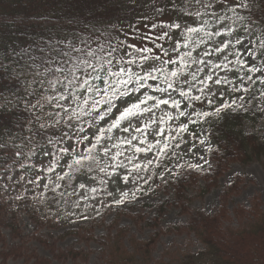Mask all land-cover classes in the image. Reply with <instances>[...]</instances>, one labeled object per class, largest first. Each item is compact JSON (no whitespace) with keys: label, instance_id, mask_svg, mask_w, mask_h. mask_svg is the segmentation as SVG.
<instances>
[{"label":"trees","instance_id":"16d2710c","mask_svg":"<svg viewBox=\"0 0 264 264\" xmlns=\"http://www.w3.org/2000/svg\"><path fill=\"white\" fill-rule=\"evenodd\" d=\"M202 3H210L211 6L202 7L196 3V0H0V224L5 222L14 230L18 229L15 215H12V219L8 222L6 218H2L5 198L1 193L11 181L12 166H23L29 161L31 153L43 145L48 146L49 150L48 164H44L45 168H54L60 159L65 160L63 170L57 172L53 181L50 177L46 178L40 196L35 186L32 191L22 192L20 196L15 197L21 208L37 222L38 210L31 204L33 196L44 199L53 208L58 207V203L63 200L68 181L77 171L76 167H68L72 163V154L63 153L61 149L68 147V142H71L75 152L81 142L85 149L90 146L82 140L86 134L85 128L90 127L95 131L97 126H107L105 121L93 120L92 116H81L78 120L73 118L69 122L68 117L72 115V111L68 105H64L65 109H68L66 115L55 106L56 101L45 102L44 97L55 95V91L49 89L46 82L43 85L40 83V79L43 78H34L29 70L32 63L30 57L39 55L40 47H46L50 43L64 41L66 45L72 40L78 44L76 38L91 37L93 48L98 41L105 45L106 50H110L107 49V41H111L113 47L123 41L125 47L119 48L114 56L117 60L123 56L124 62L135 58L134 48L127 47L128 45L135 43L136 47H150L154 52L157 51V44L162 45L176 60L171 67L179 68L180 61L176 59V54L171 52V46H167L166 39H157L160 36L156 34L158 27H151L153 23H165L162 15L169 16L174 23H179L181 26L191 27H198L203 21H207L206 27H208L214 25L218 17H231L223 21L229 23L237 34L243 33L245 27L253 24L258 26L254 36L255 41L260 42V39L264 38V0H235V2L229 0L227 4H223L222 0H202ZM240 3L248 6L236 7ZM229 8H235L236 13L243 19L238 20L228 10ZM197 10L201 13V17H191L190 14ZM194 19L196 23H193ZM143 25L150 28L149 32L142 31ZM184 28H170V32L177 33V36H174V33L170 36L182 41L184 37L181 33ZM200 35L202 36L203 33ZM147 36L152 38H142ZM180 48L183 52L193 50L191 44L185 47L181 43ZM125 52L128 54L125 55ZM128 67L143 74L141 67L136 64H130ZM143 70H149V66L145 64ZM245 70L247 72L248 68ZM241 71L243 67L237 63L232 75V78L237 80V84L230 81L223 85L221 92L212 93L216 96L217 106L222 100L231 102L235 96L243 97V109L225 110L220 118L212 117L205 120L191 115L187 116V121L179 119L176 125L187 124V130L178 131V126H168L165 132L167 133L168 129L171 131L167 134L166 140L158 144L156 153L150 156L152 163L147 162L143 165V172L136 187L158 186L165 192H170L156 205L158 215L170 205L188 206L186 202L192 198V195L186 194L185 191L189 186L196 185L202 191L208 190L217 184L218 176L234 161L246 163L260 160L264 156V133L245 129L246 124L255 125L264 121V96L261 95L264 92V84L258 80L253 83L245 79V84L241 87L238 83L241 79ZM186 74L185 67L181 77L184 78ZM248 74L255 79L253 73ZM156 83L161 81L157 80ZM179 86L185 89L187 87L182 83ZM233 88L239 91L233 92ZM244 88L248 91L245 92ZM148 91L150 94L160 95L154 88ZM170 94L173 98L180 99L174 91ZM191 95H200V92L196 89ZM38 100L43 104L42 108L36 107ZM197 102H201V105L198 106ZM124 106L120 105L121 108ZM103 107L105 106L101 105L100 108L95 109L93 116ZM168 107L171 106L164 109ZM211 108L212 105L204 100L189 103V113L210 111ZM48 113L52 114L50 118L47 116ZM154 113L153 120L158 114L156 109ZM106 121L110 122L108 119ZM80 128L84 131L80 132ZM186 135L190 138V146L202 139L208 140L207 155L212 162L211 167L191 169L181 175L164 177L167 166L175 158L184 155L182 148L176 147L186 140ZM90 137L92 138V132ZM165 143L168 144L167 148L163 147ZM172 154H175L174 157L169 158ZM60 176L64 178L58 179ZM199 180L204 183L200 184ZM236 185L233 182L229 185V189L233 190ZM17 187H20V184ZM170 187L174 188L173 191ZM9 211L13 213L14 209ZM232 213L238 218L239 226L226 225L232 221L233 216L230 215L227 203L222 202L218 211L213 214L197 211L191 214L187 223H178L168 228L173 232H192L202 245L198 252L189 254L187 261L182 264H264V210L261 208V203L253 200L249 207H236ZM77 234L83 236L79 231ZM155 236L157 233L148 240L131 238L129 249L124 246L121 233L109 236L103 264H170L162 259L151 260V247L155 242ZM71 253L74 259L81 258L85 261L89 257V254L83 251L78 254L71 250ZM61 255L65 257L66 254L60 251Z\"/></svg>","mask_w":264,"mask_h":264},{"label":"rangeland","instance_id":"374dc122","mask_svg":"<svg viewBox=\"0 0 264 264\" xmlns=\"http://www.w3.org/2000/svg\"><path fill=\"white\" fill-rule=\"evenodd\" d=\"M223 2V0H222ZM191 6V5H190ZM195 12H192L194 14ZM191 17H194L192 15ZM192 19V18H191ZM162 20L165 23H159L157 33L162 35L164 31L170 32L167 25L174 23L168 16L162 15ZM214 25L206 27L207 31L220 30L225 40H231L233 47L224 50L223 53H216L212 51V47L219 46L220 37H213V40L208 44H201L199 49L192 46L193 58L211 60L212 64L221 65L220 68H205L204 71L197 73L198 79H203L207 74H213L214 79L217 77H226L228 81H233L237 84V80L233 77L234 67L236 63L235 52L239 49L235 45L233 36H228L224 29L232 28L229 23L223 20L215 19ZM223 25V29L221 28ZM184 25L181 28H184ZM249 32L238 34L245 38V41H252L249 45L253 49H258L259 41L255 40V33L258 26H249ZM142 31L149 32L150 28L143 25ZM162 29V30H161ZM234 33H236L234 29ZM177 36V33H174ZM176 37H172V41L166 37L167 46L172 48V42ZM264 39V38H261ZM260 39V40H261ZM205 51L211 52L210 57H204ZM227 56V61L224 57ZM241 59H248V56L241 50ZM256 66L259 67L262 58L257 51L255 57ZM231 62V63H229ZM228 63V67L223 65ZM181 66V64H179ZM187 74L184 78H189V73L196 71L197 67H204L203 65H196L191 63L185 66ZM240 67L249 68L250 65L245 64ZM244 72L241 71L238 83L245 84ZM256 76V73H253ZM232 78V79H231ZM181 79H183L181 77ZM150 83H153L150 81ZM208 87L212 92H221L223 85H215L212 81H206ZM192 92L198 90L202 85L196 81H191L188 86H192ZM207 90V89H206ZM173 92V90H170ZM191 92V93H192ZM177 97L179 93L174 91ZM167 98V97H165ZM240 98V97H239ZM235 96L237 104H241L240 100ZM176 99V98H175ZM180 99H182L180 97ZM185 103L181 104L179 109H174L171 104L167 106L161 105V108L156 109L158 112L155 121L159 122L163 118V123L151 126L146 132L145 137L133 141L134 144L147 148L149 144L154 145L151 151L135 152L130 145L119 144L118 149H113V152L121 151L123 156L117 158L116 161L110 162L109 157H103L101 167H105L110 163L115 166L116 164L123 163V166L118 168L115 172L111 167H107L106 172H100L98 168H93L92 171H87L84 168L77 170L72 178L68 181L66 191L64 192L62 202L58 203V207H51L44 199L36 198V195L31 199V204L37 208L38 221H33L29 213L21 208L16 196H20L22 192L32 191L33 187L37 186L38 196L41 195V190L45 186L47 177L53 181L57 172H61L64 168L65 160L60 159L57 166L52 168L49 172L44 164H48L49 150L48 146L43 145L37 147L29 156L27 161L21 167L12 166L11 181H9L6 190L1 194L5 200L2 211V218H6V222L12 219L15 215L18 229L14 230L11 225L3 222L0 224V264H103L108 248L109 236H114L121 233V238L124 246L130 248V239L148 240L151 236H155V242L151 247V260L158 261L160 259L170 262V264H182L187 261L188 255L198 252L202 245L197 237L192 232H173L168 230L172 225L178 223H187L191 214L201 211L207 214H213L218 211L222 202L227 203V208L233 219L226 225L239 226L240 222L234 216L233 209L236 207H249L253 200H258L261 203V208L264 210V156L260 160H253L250 162L234 161L229 168L225 170L217 178V184L211 186L208 190L202 191L198 186L188 187L185 191L186 194L192 195V198L186 202L185 207L170 205L158 215V208L156 205L165 199L170 192L162 187H136L138 185L139 177L143 172V165H145L157 151L156 141L163 143L166 140L167 133L165 129L168 126H174L178 123L179 119L187 121V116H179L180 111L189 113L188 107ZM198 106L201 102H197ZM164 109V110H162ZM160 110V111H159ZM170 113L172 119H168L167 114ZM48 118L52 116L51 113L47 114ZM152 118V117H151ZM108 118L106 117V120ZM147 119V116L143 118ZM136 124V121H133ZM178 126V125H176ZM91 129V131H90ZM247 131H254L260 134L264 133V121L258 122L255 125L246 124ZM160 131L159 135L154 132ZM92 128H85V135L91 139L90 134ZM203 132V131H202ZM152 133V135H151ZM84 135V136H85ZM113 139L108 142V147L111 148L112 144H117L119 141L117 137L123 139L124 137L131 138L132 135H138L134 131L130 133H123L122 131L113 130L111 134ZM155 136V138H154ZM203 142V143H202ZM159 143V144H160ZM190 138L186 135V140L180 143L176 148H182L185 152L181 158H175L173 162L167 166L163 176L168 175H181L191 169H202L211 167L212 162L207 155L209 142L207 139H202L194 145L190 146ZM69 144V142H68ZM79 145L77 152L83 153V145ZM173 146V144H172ZM96 154L95 151L93 153ZM103 156L102 153H100ZM175 154L169 156L174 157ZM131 162L129 161V158ZM133 164H138L140 167L134 168ZM189 165H199L200 167L194 168ZM8 171V170H6ZM20 171V172H19ZM127 175L128 179L123 177ZM17 178V180H14ZM235 182L236 187L233 190L229 189V185ZM84 183L85 187L80 188L79 184ZM199 183H204L199 180ZM20 184V187H17ZM95 189V191H92ZM173 187L170 190L173 191ZM129 193L128 197L124 199V203L116 204L114 201L121 198V193ZM42 201V202H41ZM14 209V212L9 210ZM8 218V220H7ZM246 221V220H245ZM42 222V223H41ZM225 225V226H226ZM111 228V231L109 232ZM15 231V232H14ZM78 231L83 234L80 236ZM124 235V237H123ZM71 250L75 253L81 251L89 254L87 260L81 258L74 259ZM60 251L66 255L60 256ZM80 257V256H79Z\"/></svg>","mask_w":264,"mask_h":264},{"label":"snow or ice","instance_id":"6c2138e0","mask_svg":"<svg viewBox=\"0 0 264 264\" xmlns=\"http://www.w3.org/2000/svg\"><path fill=\"white\" fill-rule=\"evenodd\" d=\"M235 2V0H232ZM197 4L202 7H210L209 4H203L202 0H196ZM229 3V0H223V4ZM223 4H218V6H223ZM247 4L240 3L236 7H247ZM229 11L233 13L238 20H242L237 13L235 8H229ZM195 17H201V13L197 10L194 14ZM231 19V17H218V20ZM196 23V20H193ZM207 21H203L198 27L185 26L184 31L181 33L184 39L181 41L179 39L172 42L171 52L176 54V59L180 61L181 67L172 68L171 65L175 64L176 60L172 58L169 51L163 48L162 45L157 44V51H153L150 47H136L135 43L128 45L127 47L134 48L133 55L134 59H129L124 62V57L121 56L118 60L115 58L114 54L119 48H124V42L121 41L115 47L112 46L111 41H107L106 50L104 44H100L98 41L96 47L91 46V37L89 38H76L78 41L74 43L69 40L65 45L64 41H59L56 43H50L46 47H40L39 55H34L30 57L32 63L29 66V70L32 72L34 78L40 79V83L43 85L45 82L49 89L55 91V95L45 96V102L51 103L56 101L55 106L60 108L65 114H68V109H65L64 105H68L71 109L72 115L68 117L69 122L71 119H79L81 116H92L93 120L99 119L100 121H105L106 127L97 126L95 131H92V138L89 139L87 135L82 137L83 141H86L89 147L84 149L83 153H78L74 151L73 145L69 142L68 147L62 148L61 152L72 154V163L68 165L69 168L76 167L79 171L81 168L87 171H92L93 168H98L100 172H106L107 167H111L112 171L115 172L118 168L123 166V163L116 164L113 166L111 163L105 167L100 165L103 163V157H109L110 162H114L118 157L123 156L124 153L121 151L113 152V149H118L119 144L130 145L135 152H147L151 151L154 145L149 144L147 148L140 147L133 143V141L138 139V136L146 139L145 132L153 125H157V121L153 120L151 117L155 114L154 109H158L161 105L171 106L174 109H179L181 104L185 101L188 103L194 101L204 100L207 104L212 105L210 111H193L192 113H186L185 111H180L179 116H191L195 115L198 118H204L205 120L211 119L212 117L220 118L225 110H239L243 109V103L237 104L236 100L233 99L231 102L222 100L219 105L216 104V96L212 93L211 88L208 87L206 81H212L215 85L227 84L230 81L226 77H217L214 79L213 74H207L203 79L197 78V73L204 71L205 68H220L219 64H212L211 60L193 58V51L183 52L180 48L181 43L185 47L191 44L195 49H199L201 44H208L212 47L209 42L213 40V37H220L219 46L212 47V51L216 53H223L224 50L233 47L231 40H225L222 32L220 30L207 31L206 30ZM152 28H157L158 25L153 23ZM168 28L181 29V24L172 23L167 25ZM223 25L221 28L223 29ZM162 30V29H161ZM228 36H233L235 40V45L239 46V49L235 52L236 63L245 65L248 64L250 67L247 72H244V78L252 81L253 83L258 80L261 84H264V59H262L259 67L256 66V61L253 57L256 56L257 51L262 58H264V39L259 42L258 49H253L249 45L252 41H245V38L234 33V29L227 28L224 29ZM245 32H249L250 28L245 27ZM203 33L201 36L200 34ZM137 35L139 31L137 30ZM196 37L195 39L193 37ZM169 40L172 37L169 32L164 31L162 35L157 37L159 40H164L165 38ZM146 39H151V36L142 37ZM241 50L248 59H241ZM162 53V54H161ZM128 53L125 52V55ZM211 52L205 51L203 53L204 57H210ZM167 57V59H165ZM191 59L192 64L203 65L204 67H197L196 71L190 72V80L196 81L202 87L198 89L200 95H191L192 86L190 84L189 78L181 79V73L185 71V66L189 64ZM227 61V56L224 57ZM231 63V62H229ZM136 64L141 67L143 74L133 71L128 65ZM147 64L149 70H143V66ZM159 65V66H157ZM167 66V67H166ZM223 67L227 68L228 63H225ZM155 73V74H154ZM248 73H256L255 79ZM158 74V75H157ZM160 80L161 83H156ZM152 81L153 83H149ZM182 83L186 87L181 88L179 84ZM163 85V86H162ZM241 87L243 84L241 83ZM156 93L160 95L150 94L148 89H153ZM207 89V91H206ZM170 90L179 93L182 99H175L170 94ZM233 92L239 91V89L233 88ZM247 92L248 89L244 88ZM67 93V95H65ZM139 95H136L138 94ZM223 95L224 93H220ZM264 96V92L261 93ZM167 97V98H165ZM127 98V99H125ZM243 100V97L239 98ZM132 101V102H129ZM63 102V103H60ZM188 103H185V107H188ZM125 105L123 108L120 105ZM104 105L99 112H96L93 116L95 109L100 108ZM36 107L42 108L43 104L38 100ZM194 107V105H193ZM115 109V112H113ZM147 114V119L143 118ZM168 119H172L170 113L167 114ZM106 117L110 122L106 121ZM136 121V124H133ZM163 118L160 119L159 123H163ZM194 122V121H193ZM43 126V125H42ZM71 126V124H69ZM113 130H119L124 133L135 132L138 135H132L131 138L124 137L123 139L117 137L119 141L117 144H112L109 148L108 142L113 139L111 135ZM179 130H187V124H180L178 126ZM80 132L84 129L80 128ZM91 131V129H90ZM160 131H156L154 134L159 135ZM160 141H156L159 144ZM203 143V142H202ZM164 148L168 147L165 143ZM211 150V149H209ZM95 151V155L93 154ZM163 151V149H161ZM103 154V156L100 155ZM129 158V161L131 162ZM87 162V163H86ZM149 164L152 163L151 160L148 161ZM190 167L198 168L199 165H189ZM134 168H139L140 165L133 164ZM49 172L52 171L50 167ZM63 176L58 177V179H63ZM125 180L128 176L123 177ZM80 188H84L85 184L80 183ZM95 191V189H92ZM129 193H121V198L115 200L116 204L124 203V199L128 197Z\"/></svg>","mask_w":264,"mask_h":264}]
</instances>
